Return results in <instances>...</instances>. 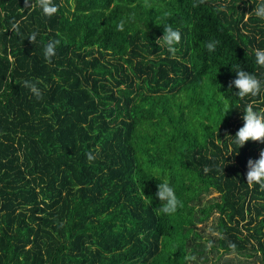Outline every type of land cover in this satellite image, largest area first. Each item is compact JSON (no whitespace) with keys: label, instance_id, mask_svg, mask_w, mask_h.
I'll use <instances>...</instances> for the list:
<instances>
[{"label":"trees","instance_id":"trees-1","mask_svg":"<svg viewBox=\"0 0 264 264\" xmlns=\"http://www.w3.org/2000/svg\"><path fill=\"white\" fill-rule=\"evenodd\" d=\"M260 2L53 0L49 18L0 0V264H264V190L246 180L264 143L233 142L264 91L229 89L236 67L264 89ZM165 179L183 205L170 216Z\"/></svg>","mask_w":264,"mask_h":264},{"label":"clouds","instance_id":"clouds-1","mask_svg":"<svg viewBox=\"0 0 264 264\" xmlns=\"http://www.w3.org/2000/svg\"><path fill=\"white\" fill-rule=\"evenodd\" d=\"M204 0H198V3H194L193 7H197L199 3H203ZM25 7L36 8L39 7L43 14L51 18L57 13L58 7L53 3V0H24ZM255 15L257 18L264 20V0L256 4L253 11L249 13ZM170 15V13L165 14ZM125 21L121 20L117 26V31H123ZM16 27L15 25L13 26ZM30 43L34 44L37 39V33H31L28 38ZM163 42V46L167 52L175 56L177 47L181 41V33L179 30H174L171 25L163 26V36L157 38L156 43L159 45ZM59 40H51L44 47V59L48 62H52V58L56 55V48L59 45ZM219 41H209L206 48L209 52L216 50ZM255 63L260 68H264V49H255ZM236 78L229 83V89L233 86L238 89L236 95L240 99L246 97H257L261 94L262 82L254 74H251L239 67L234 70ZM24 87L29 88L31 93L37 100L43 98V93L37 87L36 83L30 81L24 82ZM226 112L230 110V105H226ZM242 120L243 126L235 133L233 142L242 148L249 141L264 143V109L255 110L254 102L247 103L243 109ZM88 158L91 160L93 156L89 153ZM207 171V169H205ZM246 180L249 187L253 185H259L261 190H264V150L260 152L259 158L256 160L249 159L247 161V173ZM156 197L161 202L160 207L156 210L158 214L174 215L177 210L182 207V201L178 199L174 188L170 185L167 179L158 183ZM231 248H235V245H230Z\"/></svg>","mask_w":264,"mask_h":264}]
</instances>
